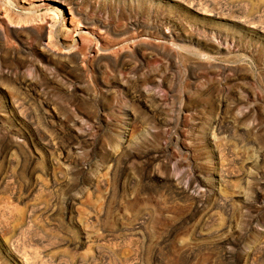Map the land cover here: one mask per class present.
Masks as SVG:
<instances>
[{
  "label": "rangeland",
  "instance_id": "374dc122",
  "mask_svg": "<svg viewBox=\"0 0 264 264\" xmlns=\"http://www.w3.org/2000/svg\"><path fill=\"white\" fill-rule=\"evenodd\" d=\"M0 264H264V0H0Z\"/></svg>",
  "mask_w": 264,
  "mask_h": 264
},
{
  "label": "bare ground",
  "instance_id": "6f19581e",
  "mask_svg": "<svg viewBox=\"0 0 264 264\" xmlns=\"http://www.w3.org/2000/svg\"><path fill=\"white\" fill-rule=\"evenodd\" d=\"M211 13V12H210ZM53 18H51V21L49 22V30H48V36H47V40H48V42H47V44L48 43H50V39H51V34H52V30H51V28H52V26H53V20H52ZM42 21V20H41ZM47 30V29H46ZM26 82H28V81H24V83L26 84ZM27 85H29L28 83H27ZM154 85V84H153ZM138 93V92H137ZM149 93V92H148ZM144 94V93H143ZM143 94H137V95H135L134 97L137 99V100H140V99H142V100H144V101H146V98L148 97V99H149V101L151 102V99L153 100V102H154V99L156 98L154 95H147V96H143ZM147 99V100H148ZM133 101H134V99H133ZM155 101H156V99H155ZM157 104V103H156ZM152 105V104H151ZM156 106V105H155ZM155 108V107H154ZM155 110V109H154ZM173 119V118H172ZM169 121V120H168ZM172 122L174 121V120H171ZM166 122V121H165ZM165 124V123H164ZM173 127V126H172ZM171 129V128H170ZM90 137V136H89ZM77 138V137H76ZM86 140V139H85ZM122 140V139H121ZM77 141V140H76ZM123 141V140H122ZM79 142V141H78ZM88 143H90V142H88ZM124 143V142H123ZM217 176V175H216ZM219 181V180H218ZM259 192V191H258Z\"/></svg>",
  "mask_w": 264,
  "mask_h": 264
}]
</instances>
